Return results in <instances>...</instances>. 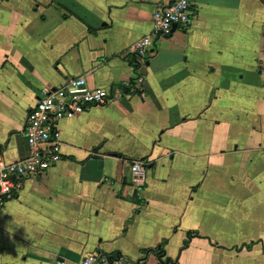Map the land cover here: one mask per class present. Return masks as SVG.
I'll use <instances>...</instances> for the list:
<instances>
[{"label": "crops", "instance_id": "1", "mask_svg": "<svg viewBox=\"0 0 264 264\" xmlns=\"http://www.w3.org/2000/svg\"><path fill=\"white\" fill-rule=\"evenodd\" d=\"M172 1L0 0L5 161L43 89L120 93L55 122L61 160L0 206V264H264V0H191L140 60Z\"/></svg>", "mask_w": 264, "mask_h": 264}, {"label": "built area", "instance_id": "2", "mask_svg": "<svg viewBox=\"0 0 264 264\" xmlns=\"http://www.w3.org/2000/svg\"><path fill=\"white\" fill-rule=\"evenodd\" d=\"M192 14L191 0H173L158 5L153 14L150 34L140 38L134 46L139 59L145 58L157 37L169 35L175 25L187 26ZM119 98L118 92L111 93L106 89L87 86L83 76L70 78L65 85L53 91L43 89L29 115L26 132L29 155L16 161H5L0 150V206L21 187L22 177L48 171L61 160L62 140L59 129H53L55 122L63 117H74L94 105L109 104ZM145 165L143 160H135L131 166L136 184L145 182ZM104 261V256L89 254L82 260V264H101Z\"/></svg>", "mask_w": 264, "mask_h": 264}]
</instances>
